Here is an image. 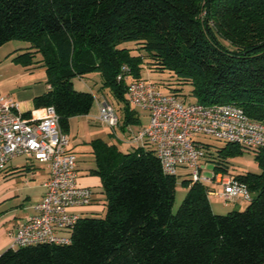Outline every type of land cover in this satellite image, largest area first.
Instances as JSON below:
<instances>
[{
    "label": "trees",
    "instance_id": "1",
    "mask_svg": "<svg viewBox=\"0 0 264 264\" xmlns=\"http://www.w3.org/2000/svg\"><path fill=\"white\" fill-rule=\"evenodd\" d=\"M13 40L29 45L15 63L45 70L49 89L33 108L52 106L65 134L69 119L88 115L95 100L72 79L92 73L123 105L118 127L139 122L125 97L127 80L117 79L124 65L130 81L141 79L146 64L191 85L186 95L154 82L184 103L235 105L264 123V0H0V47ZM133 43L150 61L133 53ZM89 145L102 215L81 217L70 244L10 247L0 264H264V148L251 150L260 173L234 176L251 194L247 207L216 215L208 187L190 180L172 213L176 176L162 172L147 144L131 152L99 138ZM242 149L212 147L207 161L229 174L228 158Z\"/></svg>",
    "mask_w": 264,
    "mask_h": 264
},
{
    "label": "built area",
    "instance_id": "2",
    "mask_svg": "<svg viewBox=\"0 0 264 264\" xmlns=\"http://www.w3.org/2000/svg\"><path fill=\"white\" fill-rule=\"evenodd\" d=\"M127 71L128 67L122 66L117 78L127 80L126 100L132 109L144 111L149 117L147 127L131 141L147 144L164 174L176 176L178 168H188L190 182L206 185L208 196L215 195L224 203L250 201L247 186L233 175L202 174L212 147L200 137L256 150L264 148V123L250 119L235 105L184 103L154 82L130 81L125 77ZM97 105L95 119L110 129L117 127L120 117L114 106L105 97L97 99ZM41 112L36 118L24 116L17 100L0 96V172L13 159L23 156L49 169L44 194L33 206L34 214L10 234L11 248L70 244V232L81 219L76 210L93 203L92 190L78 183L77 157L68 149L59 116L52 106ZM213 185L220 186L221 191L217 193Z\"/></svg>",
    "mask_w": 264,
    "mask_h": 264
},
{
    "label": "rangeland",
    "instance_id": "3",
    "mask_svg": "<svg viewBox=\"0 0 264 264\" xmlns=\"http://www.w3.org/2000/svg\"><path fill=\"white\" fill-rule=\"evenodd\" d=\"M28 46V43H25L24 41L13 40L0 47V86H4L5 89L2 92V95H9L14 98V93L20 90V88H18V85L20 84L19 78L24 73V68L19 63H15L13 61V58L16 57L18 54L25 52V48ZM129 46L134 54H140L143 58H145L146 61H150V59H148L146 55V52L139 47V44L133 43ZM149 67L150 66L146 64L142 67L140 74L141 79L145 81L155 82L158 85L164 83L173 84L175 87L177 86L179 88H182L181 92H183L184 94L190 95L192 89L191 85H177L180 84V82H177V78L174 74L168 71L160 72L156 69L152 70ZM72 84L73 88L76 91L91 93L95 98L93 107L88 116H76L69 119L68 132L66 133L69 141V147L74 149L73 151L77 153L79 157H81L80 159L84 161L85 166L93 165V157L91 153V147L89 145V142L92 139L99 138L110 144L113 143L118 147V149L123 152H131L136 147H146L143 141L137 143L131 141V139L134 138V136H136L138 132L142 131L145 127H147L149 123V117L146 112L137 110L139 122L127 125L124 131H122L117 126L114 129L113 136H111L112 129H110L106 125L100 124L95 119V115L97 114L98 109L96 100L100 99L103 96L106 97V99L110 103H112L114 108L117 110L121 120L120 122L123 121L122 103L118 102L114 98L110 90L102 88L101 78L96 73L86 75L82 78L75 77L72 79ZM187 97L188 101L194 102V99L191 96ZM32 108V102L30 104H22L20 106L22 112L29 111ZM200 138L202 142L209 143L215 149H221L226 145V143L216 139L208 137ZM23 160L24 158H21L17 159L16 161L23 162ZM226 166L228 173L233 176L245 173L258 174L261 171L257 161L255 160V153L247 149H242L240 153L229 157ZM189 173L190 170L188 168L177 169V174L175 177V193L172 206L173 214H175L178 210L186 194L187 187L186 184H184L183 182L190 180ZM202 174L207 177H212L214 175L213 163L205 162V169L203 170ZM211 188L214 189L217 193L221 191V187L218 185H213L211 186ZM22 195L20 196V198H14L13 200L8 201L5 206H3V208L8 207L11 210L13 209V211L16 210L17 213H22L23 209H27V207H29L28 203L24 201L25 193L22 192ZM97 198H100L99 195ZM208 199L211 206V210L216 215H225L233 210L242 211L248 205V203L243 200H239L236 203H224L220 198L215 195H209ZM20 204H23V206H19ZM12 212H4L5 214H3L2 217L6 214L11 215L13 214ZM101 215L102 214H99L98 216Z\"/></svg>",
    "mask_w": 264,
    "mask_h": 264
},
{
    "label": "crops",
    "instance_id": "4",
    "mask_svg": "<svg viewBox=\"0 0 264 264\" xmlns=\"http://www.w3.org/2000/svg\"><path fill=\"white\" fill-rule=\"evenodd\" d=\"M23 68L24 73L20 76V84L18 85L20 90L14 93V98L19 102V107L22 104H30L36 96L46 93L49 89L46 84L45 70L42 67L36 65ZM4 90V86H0V96H2ZM28 112L30 113V117L35 118L42 113L41 109L34 108L26 112L21 111L22 114ZM97 114L95 116H97ZM68 149L77 157L79 185L89 187L93 192V203L89 207L80 208L76 211L82 218L96 217V215L98 216L103 213L104 195L102 194L100 179L90 173L95 167L94 158L92 166H85L84 161L80 159L81 157L73 151L74 149L71 147H68ZM21 158H24L23 162L16 161ZM48 177L49 169L47 165L32 161L24 156L13 159L6 169L0 172V253L10 248V234L15 228L24 223L28 217L34 214L33 206L41 200L44 194L43 183ZM22 192L25 193L24 201L29 205L27 209H23L22 213H17L16 210L13 211V209L11 210L8 207L3 208L8 201L13 200L14 198H20ZM98 195L100 197L99 199L97 198ZM19 206H23V204H20ZM9 211H13V214H6L2 217V215L5 214L4 212Z\"/></svg>",
    "mask_w": 264,
    "mask_h": 264
}]
</instances>
